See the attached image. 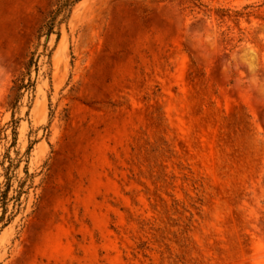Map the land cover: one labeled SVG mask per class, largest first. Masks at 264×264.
<instances>
[{
  "label": "rangeland",
  "instance_id": "1",
  "mask_svg": "<svg viewBox=\"0 0 264 264\" xmlns=\"http://www.w3.org/2000/svg\"><path fill=\"white\" fill-rule=\"evenodd\" d=\"M58 1L0 0V192L7 156L27 179L0 264H264V0H81L40 33Z\"/></svg>",
  "mask_w": 264,
  "mask_h": 264
},
{
  "label": "trees",
  "instance_id": "2",
  "mask_svg": "<svg viewBox=\"0 0 264 264\" xmlns=\"http://www.w3.org/2000/svg\"><path fill=\"white\" fill-rule=\"evenodd\" d=\"M81 0H59L55 8L51 11L48 21L46 25L41 29L40 33H42L44 30L47 31V35L52 34L54 29L60 25L63 21L67 20V18L70 16L72 9L74 6L80 2ZM38 61L35 58V52L32 53V57L29 60L27 64V69L31 70V68L34 65H37ZM26 85L23 84V82L19 85L18 90H21L25 88ZM8 159V165L6 166L5 162L3 163L4 170H5V177H6V182L4 189L0 192V207L2 208V214L0 216V224H3L2 228H5L8 226L13 218L17 215V213L21 210V197L23 196L24 193H27L24 188L27 182V179L21 183V185L15 189V194L9 198V192L12 188V176L11 173L16 168L17 166L14 164V160L10 158L9 156L6 157ZM28 175V172H27ZM13 202L14 207L10 215L9 213V203Z\"/></svg>",
  "mask_w": 264,
  "mask_h": 264
}]
</instances>
